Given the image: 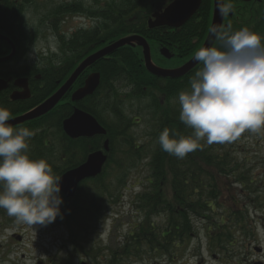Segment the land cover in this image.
I'll use <instances>...</instances> for the list:
<instances>
[{
    "label": "trees",
    "instance_id": "trees-1",
    "mask_svg": "<svg viewBox=\"0 0 264 264\" xmlns=\"http://www.w3.org/2000/svg\"><path fill=\"white\" fill-rule=\"evenodd\" d=\"M226 1L232 3L234 8L229 10L233 11L231 16L228 14L229 11L225 14L224 24L227 27L222 29L223 32H235L247 26L264 36V0L259 2L253 0L249 3ZM171 2L172 0H112L94 11L85 10L78 1L62 7L57 6L58 9L50 15L52 19H60L62 14L85 13L96 20V23L89 28H79L70 35L58 32V25H53L57 33L58 52L44 59L46 67L42 80L43 94L40 99H37L38 94L34 96L31 107L50 95L57 87V83H62L84 57L121 37L140 35L147 40L150 47H153L155 53L160 47L167 46L172 48V52L182 61L190 58L202 44L209 28L212 0H202L195 13L178 28L163 26L150 28L147 23L151 16L156 12H162ZM23 13L21 1L0 0V32H4L5 34H2L11 39L20 53H25L33 43L32 39H35L34 34L28 35L20 25ZM220 43L218 39L215 40L213 47ZM9 46L6 39L0 38V54L6 53ZM160 59L163 64L167 62ZM202 67L200 62L189 75L181 79L157 78L146 72L140 47L124 46L91 69L100 74L99 87L92 96L76 104H72L67 98L62 105L44 118L29 123L27 128L35 133L29 140V148L33 149V154H47L50 158L48 161H51L49 164L57 176L78 166L87 154L101 149L102 145L103 138L100 136L72 140L63 134L61 122L71 114L74 105L95 117L107 131L105 138L109 140L110 148L107 164L98 177L82 183L73 198L65 199L61 196L62 217L57 221L62 224L71 222L73 229L86 228L88 224L90 228L99 225V218L106 205H109L105 199L111 198L113 186L116 189L121 183L120 180L117 181V185L109 182L113 177L112 173L109 174V168L120 174L125 167L134 162L140 163V149L137 147L130 145L125 151L119 150V146L129 143L126 138L131 124L125 115V111L129 110V103L146 102L159 132L168 128L175 131L178 136L192 134L193 130L179 120L178 95L190 88V79ZM83 78L85 75L78 78L75 88L83 85ZM53 130L58 135L54 141L47 136ZM231 143L208 144L205 138L200 141L197 150L187 154L183 159L168 154L159 146L149 158L150 190H145V195L138 200L148 211L146 219L132 228L124 242L118 243V247L110 256L113 262L111 260L108 262L107 259L105 263L123 264L128 261L132 252L137 251L142 245L147 246L148 252L155 249L166 253L179 251L182 246L184 247L194 225L192 217L213 210L210 204L219 190L218 184L214 183L217 177L224 176L227 179L236 174L242 177L240 162L234 155L241 148L238 145L232 146ZM236 181L239 182V179ZM89 182L90 185H95L93 194L88 199V190L86 193L83 191L87 189ZM240 182L242 183V180ZM167 188L171 197L167 195ZM119 199L120 197L114 198L111 203L117 205ZM150 213L163 215L165 224L158 227L160 230L154 222L150 223ZM97 229L98 226L94 231ZM241 230L245 231V226H242ZM224 235L228 237L225 229ZM116 261L117 263H114Z\"/></svg>",
    "mask_w": 264,
    "mask_h": 264
},
{
    "label": "rangeland",
    "instance_id": "rangeland-1",
    "mask_svg": "<svg viewBox=\"0 0 264 264\" xmlns=\"http://www.w3.org/2000/svg\"><path fill=\"white\" fill-rule=\"evenodd\" d=\"M19 1L24 9L20 25L28 35L34 34L35 39H32L33 43L27 48L24 55H20L18 61L22 64L24 62L36 63L40 68L46 65L44 61L46 56H50L54 51L58 52V39L54 24L58 25V32L70 35L79 28H89L90 25L96 23V20L85 13L62 14L60 19L55 20L50 18L52 12L73 1H78V4L85 10L92 9L94 11L112 0ZM228 5H231V10L234 8L232 3L225 1V7ZM168 49L172 52V48ZM157 52L155 53L151 47L153 61L159 60L158 65L163 68H177L187 61L186 59L182 62V59L174 57L173 62L168 61L163 64ZM147 106L148 104L144 101L129 103V110L125 114L131 124L126 138L129 143L119 146V150L125 151L130 145H133L140 149L141 160L140 163L134 162L125 167L120 174L114 172L115 169L109 168V174H113L109 182L117 185V181L120 180L121 183L116 189L113 186L111 198L105 199L109 205H106L105 211L100 216L99 225L96 224L90 228V224H88L86 228L73 229L71 222L62 224L57 221L62 217L60 215L50 224L30 226L18 222L15 217L8 216L6 210L0 209V264H106L107 259L108 262L110 260L113 262V258L110 257L112 251L118 247V243L124 242V239L128 238L129 232L131 233L135 225L145 221L146 212H148L138 200L145 195V190H150L148 184L151 174L149 158L160 146L158 141L160 134L158 133L162 131H157L154 118L151 117ZM172 131L170 129V133ZM47 136L53 141L58 138L55 130L49 132ZM231 144L241 148L234 155L240 162L242 177H239L238 174L229 176L227 179L224 176L217 177L214 183L218 184L219 190L217 195L211 199L213 210L194 215L192 220L194 225L190 229L192 236L189 235L184 247L180 248V252L176 250L173 251L174 253L193 252V255L202 254L205 256V252L209 250L206 248L204 238L210 223L213 228L216 224L219 228L221 227L217 234L224 229L227 230L228 237L224 235V238L227 239L226 244L229 239H234L235 246L229 248L232 254L239 253L244 244L252 242L255 233L260 245L264 246V232L258 226L262 220L260 215L264 213V131L258 134L246 131L243 136L241 135ZM28 154L34 159L43 158L48 163L51 162L48 161L50 158L47 154H33V149L28 148ZM52 160L55 161V159ZM238 179L239 182L236 181ZM90 184L91 182L83 191L86 193L88 190V199L91 198L95 185ZM166 191L167 195L171 197L168 188ZM117 197H120L119 203L113 205L111 201ZM203 216L206 219H202ZM149 221L150 223L154 222L158 230L161 229L158 227L165 224L162 214L149 215ZM96 226L98 229L94 231ZM242 226H245L246 230L242 231L240 235L237 230ZM147 252V246L142 245L137 251L132 252L128 261L123 264H170V260L164 259L162 256L140 261L137 256ZM185 258H178L181 260H177V262L179 264L184 262L196 264L191 261L192 258L187 261L184 260Z\"/></svg>",
    "mask_w": 264,
    "mask_h": 264
},
{
    "label": "clouds",
    "instance_id": "clouds-1",
    "mask_svg": "<svg viewBox=\"0 0 264 264\" xmlns=\"http://www.w3.org/2000/svg\"><path fill=\"white\" fill-rule=\"evenodd\" d=\"M231 5L220 9L227 13ZM212 33L221 42L201 47L194 59L203 67L178 95L179 120L192 134L178 136L164 128L160 147L183 159L208 144L231 143L245 131H264V36L247 26L235 32ZM11 111L0 107V209L18 222L47 225L61 215L60 176L46 159L28 154L34 131L14 128Z\"/></svg>",
    "mask_w": 264,
    "mask_h": 264
},
{
    "label": "water",
    "instance_id": "water-1",
    "mask_svg": "<svg viewBox=\"0 0 264 264\" xmlns=\"http://www.w3.org/2000/svg\"><path fill=\"white\" fill-rule=\"evenodd\" d=\"M241 2H251L252 0H238ZM202 0H175L165 8L164 11L158 12L152 15V18L149 20V27H168V28H176L185 23L192 14L195 12L200 5ZM224 7V0H213V13H212V21L209 33L206 37V40L203 41L202 47L213 46L215 40L217 39L215 35L212 33V29L216 28L221 31L222 23L224 20V13L222 14L220 9ZM232 15V12L229 13ZM138 46L142 50V60L144 63V67L146 71L155 77L159 78H170V79H179L187 75L190 71H192L198 64L194 59V56L188 61L185 62L184 65L177 69H162L155 65H153L150 55V48L147 41L138 35L121 38L120 40L107 45L106 47L100 49L99 51L91 54L86 57L85 60L81 62V64L75 68L74 72L71 76L66 79V82L45 102L41 103L38 107L33 109L30 112H27L25 115L17 117L15 119L10 120L12 126L18 125L22 122L33 120L39 117H42L49 113L59 102L62 100L65 95L72 89L73 84L76 82L78 77L82 75V73L88 69L92 68V66L98 62L99 60L105 58L106 56L112 55L114 52L119 50L124 46ZM11 54L5 58H1L0 62L6 61L10 59L15 51L14 48L11 50ZM160 55L170 60L174 55L170 54L167 48H161L159 51ZM86 80L84 81L83 87L77 89L71 95V101L78 102L81 99L92 95L100 83V76L98 73L90 74ZM0 84L6 87V83L0 80ZM1 89V88H0ZM73 113L70 117L63 120L62 129L63 132L71 139H77L80 137H93L95 135H105L106 131L101 125L94 120V118L81 111L79 109H73ZM108 141L106 140L103 145V151L107 152L108 150ZM107 161V156L102 151H97L95 153L90 154L86 161L79 165L76 168L68 170L66 173L61 175V191L60 193L67 199L72 198L77 190L80 182L85 179L94 178L98 176L103 168V165Z\"/></svg>",
    "mask_w": 264,
    "mask_h": 264
},
{
    "label": "flooded vegetation",
    "instance_id": "flooded-vegetation-1",
    "mask_svg": "<svg viewBox=\"0 0 264 264\" xmlns=\"http://www.w3.org/2000/svg\"><path fill=\"white\" fill-rule=\"evenodd\" d=\"M0 34H2V32H0ZM11 50L12 48L9 46V50L4 54H0V58L8 56L11 53ZM15 51L16 54L13 59L9 61H2L0 63V80L6 83V87L0 84V107L9 109L11 111V119L26 114V112H29L36 106L40 105L41 102H44L51 95L50 94L46 96L34 107H31L33 104L32 101H34V96L38 94L39 96L37 99H40L41 94H43L44 88L42 80L44 78V66L39 68L36 63L29 62H24L22 64L18 61L21 53L18 52L17 49ZM91 72L92 71L88 72L86 76ZM64 101L65 100H62L55 108L62 105ZM44 117L45 115L34 120ZM32 121L23 122L16 127L27 128L29 127V123H32ZM104 140L105 139H102V143ZM260 217L262 220L258 226L260 230L264 232V213H262ZM210 225H208L207 233L204 238L206 240V248L209 250L205 252V256H202V254L193 255V252L180 254L174 252L159 253L153 251L150 253L140 254L139 259L143 262L145 259L151 260L153 258L155 259L157 256H162L168 258L170 260V264H179L177 260H181L178 258L182 257H186L184 259L185 261L192 258L191 261L196 264H264V246L260 245L256 237V233L255 237L252 239V242L244 244V246L241 247V251L239 253L232 254L230 253L229 248L235 246L234 239H229L228 244H226L227 239L224 238V231L217 234L215 228ZM217 229L219 231L221 227H217ZM256 231L258 230L256 229ZM237 232H239L240 235L242 234L241 229H238ZM186 263L184 262L181 264Z\"/></svg>",
    "mask_w": 264,
    "mask_h": 264
}]
</instances>
